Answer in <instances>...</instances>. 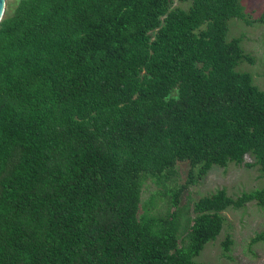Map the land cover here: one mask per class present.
Wrapping results in <instances>:
<instances>
[{
	"label": "trees",
	"instance_id": "trees-1",
	"mask_svg": "<svg viewBox=\"0 0 264 264\" xmlns=\"http://www.w3.org/2000/svg\"><path fill=\"white\" fill-rule=\"evenodd\" d=\"M179 2L21 0L3 19L0 264H199L224 212L264 208V189H222L181 224L214 166L251 155L264 179V90L238 71L256 64L244 36L228 37L264 17L241 0ZM179 162L167 216L140 215L145 181L166 187Z\"/></svg>",
	"mask_w": 264,
	"mask_h": 264
},
{
	"label": "rangeland",
	"instance_id": "rangeland-1",
	"mask_svg": "<svg viewBox=\"0 0 264 264\" xmlns=\"http://www.w3.org/2000/svg\"><path fill=\"white\" fill-rule=\"evenodd\" d=\"M20 1L6 0L3 19L12 16ZM241 3L249 19L259 21L264 17V0H241ZM175 6H181L179 0H175ZM241 35L245 38L243 48L256 59V64L244 63L238 67V71L252 74L256 85L264 90V23L248 26L238 20L231 21L229 39ZM175 95L177 91L173 93V96ZM254 160L251 155H247L241 165L231 163L225 168L214 166L198 185L191 187L184 194L181 203V224L184 227L189 226L190 220L195 217L194 204L204 196L226 189L230 197L238 198L244 192L264 189V179L259 168L246 166L253 164ZM189 171V162H179L176 176L166 187L146 180L140 215L145 209L150 216H167L171 203L166 193L184 185ZM223 215L226 217V223L221 235L215 242L208 244L195 261L199 264H264V242L252 243L257 235L264 233V208L252 202L242 209H229ZM228 237H231L233 244L231 250L225 252L223 243Z\"/></svg>",
	"mask_w": 264,
	"mask_h": 264
},
{
	"label": "water",
	"instance_id": "water-1",
	"mask_svg": "<svg viewBox=\"0 0 264 264\" xmlns=\"http://www.w3.org/2000/svg\"><path fill=\"white\" fill-rule=\"evenodd\" d=\"M6 6H7L6 0H0V24L3 21V18H4Z\"/></svg>",
	"mask_w": 264,
	"mask_h": 264
}]
</instances>
